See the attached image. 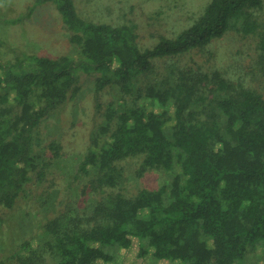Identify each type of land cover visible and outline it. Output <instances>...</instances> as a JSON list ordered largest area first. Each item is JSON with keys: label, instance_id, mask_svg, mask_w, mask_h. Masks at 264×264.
I'll use <instances>...</instances> for the list:
<instances>
[{"label": "trees", "instance_id": "16d2710c", "mask_svg": "<svg viewBox=\"0 0 264 264\" xmlns=\"http://www.w3.org/2000/svg\"><path fill=\"white\" fill-rule=\"evenodd\" d=\"M47 3L81 52L0 58V225L22 198L55 205L0 264H251L252 250L264 264V93L183 65L241 24L255 33L250 11L263 0H212L191 27L146 49L135 26L85 20L73 0L36 2ZM80 69L99 74L97 100L107 88L114 99L105 113L96 104L105 119L70 169L58 141L52 157L35 146L43 122L79 93Z\"/></svg>", "mask_w": 264, "mask_h": 264}, {"label": "rangeland", "instance_id": "374dc122", "mask_svg": "<svg viewBox=\"0 0 264 264\" xmlns=\"http://www.w3.org/2000/svg\"><path fill=\"white\" fill-rule=\"evenodd\" d=\"M73 1L77 12L85 20L108 22L114 26H135L137 43L140 48L146 49L155 46L162 37L175 38L183 29L191 27L212 0ZM36 2L37 0H0V58L6 64L23 54L52 57L67 55L77 59L81 49L72 43L71 32L57 8L52 4ZM29 8H33L31 16H28ZM250 13L258 24L255 33L246 34L241 24L240 32L232 29L205 50H196L186 55L183 65L195 70L197 66L216 68L226 77H231L234 81L243 79L248 86L264 93V58L261 56L264 52L260 49L261 38L264 36V0L260 9L251 10ZM77 75L79 93L63 109L43 122L38 132L41 143L35 146L36 150L46 149L47 156L52 157L50 144L53 140L58 141L63 146L61 153L66 159L62 166L70 169L73 163L77 167L78 161L83 158L98 133L100 123L105 119L97 114L96 104L101 103V110L105 113L110 110L107 104L114 99L112 89L107 88L97 100L95 87L99 74H87L80 69ZM125 167L129 177L134 178L136 164L128 162ZM65 174L57 175L63 177ZM147 178L151 179L154 186L166 182L161 175H150ZM135 183V186L128 187L131 194H136L140 188V182ZM62 190L60 188L61 194ZM62 198L65 195L59 196V199ZM36 199L37 197L20 199L15 211H8L4 216L5 221L0 225L1 259L12 253L19 241L39 232L40 221L52 214L46 212L53 210L54 200L41 209L34 205L41 204ZM32 200L36 201L32 203L34 208L30 204ZM261 256V252L252 250L247 255L246 263L254 264ZM133 259L134 255L130 260L133 262Z\"/></svg>", "mask_w": 264, "mask_h": 264}]
</instances>
